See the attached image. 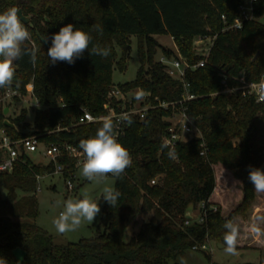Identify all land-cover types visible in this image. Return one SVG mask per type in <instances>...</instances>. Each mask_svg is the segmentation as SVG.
Returning a JSON list of instances; mask_svg holds the SVG:
<instances>
[{
	"label": "trees",
	"instance_id": "obj_1",
	"mask_svg": "<svg viewBox=\"0 0 264 264\" xmlns=\"http://www.w3.org/2000/svg\"><path fill=\"white\" fill-rule=\"evenodd\" d=\"M242 2L0 0V12L16 7L29 18L30 25L25 26L31 38L26 46L38 49L35 64L28 56L15 61L13 86L0 88V97L8 90L16 91L22 98L30 95L39 105L33 122L28 123L26 109L11 118L4 115L10 105L0 104V129L13 140L37 136L43 146L71 145L81 150L80 141L93 137L101 125H74L83 111L93 116L104 114L103 105L114 88L113 67L124 71L132 37L138 41L140 67L134 81L117 87L124 93L142 91L150 95L151 102L156 98L161 102L181 100V83L171 79L155 60L159 46L154 36H170L189 64L206 62L185 74L189 92L198 97L185 105L200 138L179 143L175 161L161 148L171 112L156 109L143 123L133 120L120 141L132 164L115 178L121 195L113 208L105 202L93 238L55 243L53 236L37 225L38 177L53 174L52 162L34 164L22 155L11 173H0V190L5 191V196L0 192V258H5L6 264H181L189 252L201 251L207 240L225 245V223L247 220L257 200L258 192L248 179L249 166L264 170V105L241 92L221 94L224 76L230 88L238 87L240 78L248 83L264 78V0L254 4L255 20L246 22L238 32L222 33L225 24L221 16L230 25ZM68 23L88 32L92 44L109 48L110 54L91 57L86 51L73 65L49 63L50 37ZM93 24L101 25L103 32L93 30ZM203 37L213 38L206 58L197 55L194 46ZM162 52L168 59L178 58L171 51ZM12 101L18 103L21 98ZM6 120L17 130L5 127ZM58 163L67 175L74 171V160L62 158ZM153 180L156 183L151 185ZM226 182L237 186L234 199L218 194ZM201 204L199 221L186 225V210ZM147 214L150 218L125 241L126 230ZM252 238L249 245L237 241L236 250L262 251L260 229L254 230ZM255 242L258 244L253 245ZM16 251L23 252L22 261Z\"/></svg>",
	"mask_w": 264,
	"mask_h": 264
},
{
	"label": "clouds",
	"instance_id": "obj_2",
	"mask_svg": "<svg viewBox=\"0 0 264 264\" xmlns=\"http://www.w3.org/2000/svg\"><path fill=\"white\" fill-rule=\"evenodd\" d=\"M91 27L95 31L103 32L99 24H93ZM30 38V32L22 22L16 7L0 12V88L13 86L15 61L28 56L29 62L35 64L38 49L26 46ZM50 39L51 46L47 50V57L52 65L57 62L73 65L77 59L84 56L86 51L91 57H107L110 54L109 48L92 44V36L72 23L62 26L58 32L51 35ZM48 40L49 37L46 36L44 42L47 43ZM248 87L256 96L257 103L264 102V78L259 82H251ZM226 91L232 95L238 91V88L233 87ZM143 97L142 91L137 92V100ZM116 119L129 125L133 122L128 113ZM98 122L101 126L96 134L79 143L85 157L81 166V175L89 182L103 184L109 174L119 178L131 166L132 158L128 149L118 140V124L114 123L113 117L103 116ZM161 148H168L169 158L176 159L175 149L170 147L167 141L162 143ZM248 179L257 192H264V170L249 166ZM120 195V191L114 186L105 185L102 188L101 197L111 208L117 205ZM100 212L99 203L94 202L88 195L78 199L69 198L64 201L63 210L53 220V224L60 234L76 231L84 222L93 224ZM224 227L227 230L224 235L225 251L231 254L236 249L237 226L232 221H227ZM0 264H6V259L0 258ZM181 264H184L183 260Z\"/></svg>",
	"mask_w": 264,
	"mask_h": 264
},
{
	"label": "rangeland",
	"instance_id": "obj_3",
	"mask_svg": "<svg viewBox=\"0 0 264 264\" xmlns=\"http://www.w3.org/2000/svg\"><path fill=\"white\" fill-rule=\"evenodd\" d=\"M154 42L159 46L155 60L159 61L163 51H171L177 56L179 55L178 47L174 43V40L170 36H154L152 37ZM194 46L198 45L194 43ZM140 63L138 59V41L137 38L132 37L131 48L129 58L127 60L124 71H121L117 66L113 67L112 70V84L113 87L124 85L135 80L137 72L139 70ZM30 89V88H29ZM31 91V90H30ZM139 91L128 92L129 96H133L136 99V94ZM27 95L21 98V101L15 103L14 101L7 100L0 102L1 105H10L9 117L15 118L20 115L23 109L28 111L26 122L32 123L35 114L36 102L34 99L29 98ZM137 100V99H136ZM141 100H137L141 102ZM41 144V152L43 149ZM30 161L34 164H47L48 160L42 154H30L28 155ZM76 180L74 181L73 190H68L66 187L65 179L61 175H46L40 178L38 181L37 199L39 203V215L36 220L37 225L45 230L48 234L53 236L55 243L71 242L76 243L82 239L93 238L99 229L100 219L104 208L105 201L101 197L102 188L105 185L115 187V178L109 175L103 184H96L89 182L86 178L81 175V168L76 171ZM228 181V180H225ZM228 183V186H227ZM225 187V192L222 188ZM218 188V194L220 196H227V198L234 199L237 192V186L234 183L226 182L225 186ZM1 195L5 196V191L0 190ZM225 194V195H224ZM84 195H88L94 202H98L101 208L100 214L96 217L93 224L87 222L72 232L60 234L56 231L53 220L59 215L60 211L63 210L64 201L69 198L78 199L83 198ZM101 197V198H100ZM201 205H198L193 209V214L197 217L200 216ZM150 218V214L141 215L137 225L130 226L125 232V241H129L133 233H136L142 222L147 221ZM237 241L242 244L249 245L254 242L252 235L254 230L260 229L262 236L264 235V192H258L257 200L254 204L251 214L245 221L237 220ZM254 243L253 245H257ZM204 245L206 250L189 252L185 257L184 264H264V248L262 251L254 249H239L234 253H228L225 251L226 245L217 240H207ZM22 252V251H20ZM23 253V252H22ZM23 255L20 258L22 261Z\"/></svg>",
	"mask_w": 264,
	"mask_h": 264
},
{
	"label": "built area",
	"instance_id": "obj_4",
	"mask_svg": "<svg viewBox=\"0 0 264 264\" xmlns=\"http://www.w3.org/2000/svg\"><path fill=\"white\" fill-rule=\"evenodd\" d=\"M257 1L258 0H243L238 7V15L230 25L226 24V17L222 15L221 19L225 24L222 33L229 31L238 32L243 28L246 22L255 20L253 8ZM195 43L198 45L195 47L196 54L206 58L210 52L213 38H198ZM159 62L165 67V72L171 79L181 83L184 92L180 101L161 102L156 98L154 99V102H151L149 100L150 95L144 94L143 100L138 102L133 96H129L127 93H124L117 87H114L110 91L107 96V100L103 105L104 114L93 116L91 113L83 111V114L80 116L74 127L99 123V118L103 116H111L114 119V123L118 124L117 132L118 140L120 142L125 137L127 130L130 128L132 123L129 125L125 122L118 121L116 118L120 117L124 113H128L132 121L137 120L143 123L150 111L162 109L164 111L171 112L170 117L166 119V122L169 125L166 129V135L163 142L167 141L169 146L175 149V152L179 143L200 138L194 121L187 114L188 109L185 105L190 101L198 99V97L189 92V84L185 81V74L188 70L195 71L204 67L206 64L205 60H201L197 64L192 65L178 55V58L172 59H168L163 56ZM226 81L227 77L224 76L222 81L223 90L221 94L231 96L226 91L230 88ZM237 82L239 84L237 92H241L243 97L255 98L256 100V96L248 87L250 83L246 82L244 78L238 79ZM14 97L22 98L16 91L8 90L5 92L4 96L0 97V102H5L7 100L11 101ZM29 98H31V96ZM258 104L264 105V102ZM38 108L39 105L36 102L35 109ZM40 147L41 143L39 142L37 136H30L21 140H13L4 129H0V173H11L15 163L20 160L22 155L28 156L30 154L39 153L47 158L48 163L52 162L55 165V170L51 175H61L65 179L67 189L69 191L73 190V184L76 180V171L81 168L85 158L82 151L71 145L60 146L52 144L44 146L42 152ZM164 149L167 151L169 150L168 148ZM201 155H204V152H202ZM62 158L75 161L74 171L72 173L67 175L65 167L58 163V160ZM174 160L177 161V156ZM40 178L41 177H38V180H40ZM155 183L156 180H153L151 185H154ZM203 206L204 205L201 204V209ZM190 223V220L186 221V225H190ZM200 249L206 250V246L203 245ZM194 250L197 249L194 248Z\"/></svg>",
	"mask_w": 264,
	"mask_h": 264
},
{
	"label": "water",
	"instance_id": "obj_5",
	"mask_svg": "<svg viewBox=\"0 0 264 264\" xmlns=\"http://www.w3.org/2000/svg\"><path fill=\"white\" fill-rule=\"evenodd\" d=\"M19 16H20L22 22L24 23V25H30L29 18H27V17H25L23 15L22 10H19ZM258 55L259 54H256V56L254 57V60L258 57ZM8 114H9V108H5L4 109V115L7 116ZM4 126L7 127V128H11V129L17 130V127L12 122H10L9 120H6L4 122ZM185 219L186 220H190V221L197 220V217L193 214V207L192 206H190L186 210Z\"/></svg>",
	"mask_w": 264,
	"mask_h": 264
},
{
	"label": "crops",
	"instance_id": "obj_6",
	"mask_svg": "<svg viewBox=\"0 0 264 264\" xmlns=\"http://www.w3.org/2000/svg\"><path fill=\"white\" fill-rule=\"evenodd\" d=\"M9 112H10V110H9ZM15 255L17 256V258L20 259L21 256H22L23 254H22V252H20V251H16V252H15Z\"/></svg>",
	"mask_w": 264,
	"mask_h": 264
}]
</instances>
